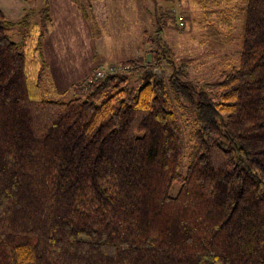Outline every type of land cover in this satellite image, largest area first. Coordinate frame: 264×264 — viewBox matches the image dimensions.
<instances>
[{"label": "trees", "instance_id": "trees-1", "mask_svg": "<svg viewBox=\"0 0 264 264\" xmlns=\"http://www.w3.org/2000/svg\"><path fill=\"white\" fill-rule=\"evenodd\" d=\"M155 10L143 58L68 102L41 95L48 3L19 43L7 31L35 12H0V264H264V0L216 83L188 80ZM168 87L194 111L183 171Z\"/></svg>", "mask_w": 264, "mask_h": 264}, {"label": "rangeland", "instance_id": "rangeland-1", "mask_svg": "<svg viewBox=\"0 0 264 264\" xmlns=\"http://www.w3.org/2000/svg\"><path fill=\"white\" fill-rule=\"evenodd\" d=\"M29 1L30 10L35 13L29 17L28 26L12 28L7 35L14 43H19L24 35L32 36L40 27L38 11L44 2L48 3L52 21L43 33L39 48L48 64L41 95L49 101L68 102L96 71L114 74L122 70V62L143 58L147 50L143 34L153 32L156 8L170 14L163 40L175 58L184 63L188 80L197 84L216 83L223 73L239 63L246 0ZM110 66L114 67L113 71ZM170 72L164 67L161 73L166 78ZM137 84L134 82L133 87ZM168 92L182 129L183 171L188 163L194 111L184 102L178 108L169 87Z\"/></svg>", "mask_w": 264, "mask_h": 264}, {"label": "crops", "instance_id": "crops-1", "mask_svg": "<svg viewBox=\"0 0 264 264\" xmlns=\"http://www.w3.org/2000/svg\"><path fill=\"white\" fill-rule=\"evenodd\" d=\"M31 7L32 6L30 5L29 0H0V12L6 20L11 22H16L20 20V18L24 15V13L30 10ZM50 20H51V16H50ZM111 67L113 66H110L109 68ZM104 72H106L105 75L112 74L108 71H104Z\"/></svg>", "mask_w": 264, "mask_h": 264}, {"label": "built area", "instance_id": "built-area-1", "mask_svg": "<svg viewBox=\"0 0 264 264\" xmlns=\"http://www.w3.org/2000/svg\"><path fill=\"white\" fill-rule=\"evenodd\" d=\"M179 22H180V20H179ZM113 69H114V67L110 68V71H113ZM104 76H105V72L102 70H98L95 72L94 76L88 80V84H91L93 81H95L97 79L104 78Z\"/></svg>", "mask_w": 264, "mask_h": 264}]
</instances>
